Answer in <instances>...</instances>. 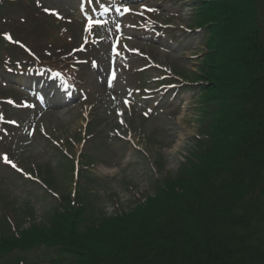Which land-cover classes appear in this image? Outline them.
<instances>
[{"label": "rangeland", "instance_id": "1", "mask_svg": "<svg viewBox=\"0 0 264 264\" xmlns=\"http://www.w3.org/2000/svg\"><path fill=\"white\" fill-rule=\"evenodd\" d=\"M78 1L32 0L33 4L16 7L7 4V16L3 17L5 23H0V34L3 30H11L16 41L26 42V45L34 42L40 47H32V50L47 65L57 63L61 67L72 64L74 60L79 66L71 77L77 92L65 106L55 109V106L48 108L42 105L32 114L27 111L19 114L10 109L4 116L9 121L17 119L19 122L16 120L18 127L3 126L2 139H11V144L3 143L0 151L7 152L15 164L8 163L0 155V239L14 237L17 232H25L31 226L34 228L36 225L31 224L32 219H25L28 215L34 217L33 222L43 224L39 228L49 229L51 217L48 212L67 201L70 190L77 191L75 187L83 192V208L87 212L93 211L94 217L89 220L96 225L103 217H111L122 208L132 210L136 202L152 191L149 176H172L178 168L188 165V160L195 154L193 137L206 133L212 125V120L203 112L208 122L203 132L198 131V90L189 92L182 89V82L186 81L187 85L192 79L190 73L196 76L199 72L196 61L200 57L204 36L200 31L188 34L181 31V27L196 30L190 7L194 0H136L133 8L146 5L152 8L153 18L149 17L137 25L140 22L136 17H123L121 32L117 33L113 24L121 20L114 13L110 24L98 31L92 28L91 34L85 30L86 20L79 13ZM38 5L63 16L74 40L70 48L40 43L47 33L34 19L37 12L42 13ZM153 7L159 11L156 13ZM256 21L258 29L251 30L258 32L261 42H264V22L259 17ZM163 23L170 25V30L161 29ZM17 33L20 36H16ZM114 36L120 38V52L116 58L114 82L110 86L109 81L106 85L108 49ZM83 41H90L85 47L88 52L79 53V58H75L77 53L71 54V48L82 45ZM3 50L15 62L0 66V89L12 92L18 102L23 97L22 91L17 96L20 91L17 85L21 86L18 80L24 74L20 68L29 63L25 51L9 46L7 51L5 46ZM82 59L86 62H76ZM147 65L149 68L143 69ZM6 67L10 69L6 70ZM100 73H103L102 85L98 79ZM162 75L168 79L175 75L177 85L175 90H170L174 94L156 93L152 97L149 89L155 86L156 78L163 79ZM33 81L37 80L28 78L27 82ZM52 86L56 89L55 84ZM157 97H160L159 103L155 101ZM127 99L130 103H122ZM154 104L161 106L158 108ZM29 119L34 124L32 136L29 130L20 127ZM90 123H95L97 131H100L96 137L84 136ZM80 153L88 155V165L94 164L87 167L86 179L94 176L95 185L82 181L74 184L71 180V166L66 159L73 157L75 160ZM45 178L47 181L44 182ZM84 222L88 228L90 222ZM54 254L53 249L42 248L27 253L15 251L8 258L49 264L46 262ZM3 262L0 260V264Z\"/></svg>", "mask_w": 264, "mask_h": 264}, {"label": "trees", "instance_id": "2", "mask_svg": "<svg viewBox=\"0 0 264 264\" xmlns=\"http://www.w3.org/2000/svg\"><path fill=\"white\" fill-rule=\"evenodd\" d=\"M195 1L213 111L188 165L97 225L93 211L59 213L47 230L0 239L2 264L41 246L58 248L51 264H264V42L253 30L264 0Z\"/></svg>", "mask_w": 264, "mask_h": 264}, {"label": "bare ground", "instance_id": "3", "mask_svg": "<svg viewBox=\"0 0 264 264\" xmlns=\"http://www.w3.org/2000/svg\"><path fill=\"white\" fill-rule=\"evenodd\" d=\"M52 91V90H51ZM51 93V95H54L55 96V94H56V92L55 91H52V92H50ZM58 100L55 102L56 104H57V106H63V102H65L63 99H61V96L60 95H58Z\"/></svg>", "mask_w": 264, "mask_h": 264}, {"label": "snow or ice", "instance_id": "4", "mask_svg": "<svg viewBox=\"0 0 264 264\" xmlns=\"http://www.w3.org/2000/svg\"><path fill=\"white\" fill-rule=\"evenodd\" d=\"M45 11H54V10L45 9ZM125 11H128V9H125ZM56 14L58 15V13H56ZM90 23H91V21H90ZM4 159H5V161H7V157L6 156H4ZM7 162L10 163V161H7ZM12 166L15 167V165H12Z\"/></svg>", "mask_w": 264, "mask_h": 264}]
</instances>
